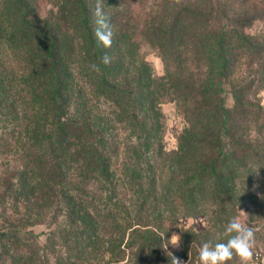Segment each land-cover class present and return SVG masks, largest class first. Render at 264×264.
Listing matches in <instances>:
<instances>
[{
	"label": "trees",
	"instance_id": "1",
	"mask_svg": "<svg viewBox=\"0 0 264 264\" xmlns=\"http://www.w3.org/2000/svg\"><path fill=\"white\" fill-rule=\"evenodd\" d=\"M43 1L42 16L36 0H0V49L17 56L0 59V126L21 160L17 180L1 179L24 200L23 225L49 227L43 245L9 231V264H44V248L56 264H169L163 223L205 204L233 209L236 169L264 165V0ZM98 4L110 48L94 34ZM142 44L161 56L163 76ZM167 97L187 121L173 148ZM178 228L194 254L218 242Z\"/></svg>",
	"mask_w": 264,
	"mask_h": 264
},
{
	"label": "rangeland",
	"instance_id": "2",
	"mask_svg": "<svg viewBox=\"0 0 264 264\" xmlns=\"http://www.w3.org/2000/svg\"><path fill=\"white\" fill-rule=\"evenodd\" d=\"M48 7L49 5L45 1L36 0V8L40 15L43 16ZM254 27L252 26L251 30H254ZM141 53L149 63L152 75L155 78L165 74V64L155 49L147 44H142ZM15 57L11 56L4 49H0L1 60L5 62H10V60L16 61ZM243 68H245L244 65ZM226 100L228 104L231 103L229 96ZM261 103L264 104V91L261 92ZM160 109L165 147L173 148L176 145L178 136L187 125V121L179 111L176 102L170 100L169 97L162 100ZM8 133L9 129L7 127L0 126V191H4L5 188L4 180L2 181L1 179L5 172H12L11 176H13V180H17L18 176L15 173L20 169L21 163V160L17 157V153H13V149L11 151L6 150L7 142L11 138ZM235 174L236 183L232 192L237 197V201L233 209L224 211V208H220L216 204H205L206 210L200 215L180 217L177 223L168 220L163 223L161 230V253L168 259L169 264H173L174 259H177L180 264H199L198 253H193L191 244L186 248L184 233L182 229L178 228L179 226H182L183 230L190 229L196 233L208 232L210 236L214 235L225 239L222 235L224 228L233 216H241L242 220L254 229L256 241L254 251L255 253H264V165L255 166L253 164H246L236 169ZM14 183L13 186L15 187L17 182L15 181ZM26 214L24 200L19 198V201L14 203L9 193L7 194L5 190L4 196L0 199V233L6 235L9 231H14V235L22 242L25 241L26 235L28 236L31 233L35 235L39 234L36 239L43 245L49 232L47 223L24 226L23 218H25ZM204 235L206 236V234ZM173 236L177 237L175 245L172 243ZM9 237V235H6L0 238V264H9L7 253ZM55 247L59 248L58 243H56ZM199 248H197V251H199ZM44 252L47 257L44 264H56V257L52 249L44 248ZM103 255L106 257V252L94 251L91 256L102 258ZM125 264H133V261H128ZM228 264H239V261L238 259H234L228 262Z\"/></svg>",
	"mask_w": 264,
	"mask_h": 264
},
{
	"label": "clouds",
	"instance_id": "3",
	"mask_svg": "<svg viewBox=\"0 0 264 264\" xmlns=\"http://www.w3.org/2000/svg\"><path fill=\"white\" fill-rule=\"evenodd\" d=\"M178 2V0H177ZM95 15V37L99 44L105 48H110L113 42V31L108 18L103 12L99 4L94 12ZM104 64L110 63V58L105 55L102 58ZM93 70L99 71L96 65H93ZM223 237L218 242L212 244L206 242L202 244L198 251L199 264H228V262L238 259L239 264H257L255 254V231L248 226L241 216H233L227 222ZM172 243H177V237L173 236ZM173 264H180L177 259H174ZM264 264V261H260Z\"/></svg>",
	"mask_w": 264,
	"mask_h": 264
},
{
	"label": "built area",
	"instance_id": "4",
	"mask_svg": "<svg viewBox=\"0 0 264 264\" xmlns=\"http://www.w3.org/2000/svg\"><path fill=\"white\" fill-rule=\"evenodd\" d=\"M256 254V260L257 264H260V261H264V253H255Z\"/></svg>",
	"mask_w": 264,
	"mask_h": 264
}]
</instances>
